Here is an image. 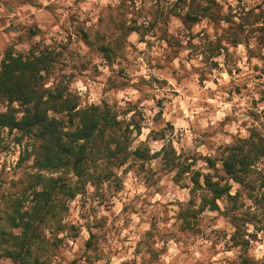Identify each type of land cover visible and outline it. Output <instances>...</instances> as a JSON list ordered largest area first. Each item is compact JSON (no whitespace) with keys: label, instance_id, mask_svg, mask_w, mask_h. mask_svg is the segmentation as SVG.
I'll list each match as a JSON object with an SVG mask.
<instances>
[{"label":"clouds","instance_id":"obj_1","mask_svg":"<svg viewBox=\"0 0 264 264\" xmlns=\"http://www.w3.org/2000/svg\"><path fill=\"white\" fill-rule=\"evenodd\" d=\"M36 2L41 5H53L52 15L58 18V22L55 28L50 29L49 35L55 37L58 42L65 41L64 33L56 36V33L60 32L59 24H64L67 28V18L72 15L76 16L77 23L85 21L86 28L91 31H96L97 28L108 31L112 39L119 38L121 32L112 29L109 17H112L116 23L122 21L125 28L132 26V20H135L133 27L140 28L143 25L147 28L156 19V27L147 35H143V29H141L139 33L132 31L123 38L120 55L126 57L131 66L129 72L131 79L123 90L107 91L101 95V89L107 86L105 83L107 78L113 75L106 65L100 68L103 75L97 77L95 82L84 74L71 79L66 78L61 84L58 72L51 78L45 77V80L41 82L42 87L49 91L59 86L65 88L63 99L57 103L67 104L80 114L89 112L93 108L102 113L104 108L101 100L103 99L113 112L126 111V115L118 114L117 120L128 123L134 118L139 125L140 134L137 135V129L134 126L131 128V135L127 138V144L123 146L124 151L113 159L114 166H108L105 156L102 155L97 157L95 164L87 169L91 175L104 171L113 174L112 180L106 182L100 190L111 197L106 203L111 206L110 212L117 217L116 226L108 233L107 242H101L99 245L100 251L97 253L99 259L93 258L91 264H122V261H127L128 264L133 262L134 264H241V259L237 257L247 261V264H264V215L252 207L250 200H243L245 207L236 213V215H242L247 210L250 215H256L260 221L259 224L253 221L239 226L238 239L248 241V245L240 244L231 251L225 252L223 251L224 243L230 244L231 241L221 240L217 244L220 251L216 255L212 254L215 249L211 245L216 242V234L212 232V228L225 229L228 236L237 231L236 228L227 224V221L217 222L212 227L206 228L202 233L204 238L193 243L180 236L176 228L172 227L171 219L166 223H162L160 219L165 215L172 217L177 211L175 204L169 205V201L179 200L186 203L189 199L188 190L181 191L171 183L172 177L179 171L178 168L161 173L160 169L163 167V158L166 154L171 153L179 157L178 163L190 165L192 172H208L210 170L205 161L199 157L212 158L218 155L217 149L231 148L238 143L248 141L250 129L258 132V136L252 137L250 144L259 145L261 140H264V101L260 99L264 96V75L252 71L253 65L264 68V47L258 46L256 39L264 35V32L253 31L264 28V15H261L264 13V0H217V3L221 4V16L229 14V5H231V11L234 13L232 20L237 24L243 23L242 18L249 20L243 33L238 37L239 46L237 47L232 46L231 33L224 31L229 29V24L223 21L219 22L215 31L207 17H202L199 23L190 28L186 27L181 19L172 14L178 12L179 16L183 17L189 11L184 5L174 8L177 0H160L159 4L157 0H128L123 7H121V0H36ZM197 3L201 7L207 6L206 0H197ZM257 4L260 5L259 8L256 7ZM157 9L162 13L158 19ZM0 10L6 17L5 27L7 23L20 22L13 20V15L19 14L17 10L13 9L12 14H9L7 7ZM249 10L252 11V16H260L258 23L251 22V17L247 15ZM37 15L39 17L40 13ZM164 17L167 19L165 20ZM98 18L103 21L101 25L96 23ZM48 23H52L51 18ZM249 32H251L250 36ZM196 33L200 35L196 36ZM19 34L18 32L10 33L2 42L3 47L12 43L15 48L13 56L19 52L26 54L27 51V45H15V35ZM141 35H143V42H139ZM162 36L179 41L182 47L169 48L164 39L160 38ZM37 40H40V36L33 37L32 42L35 43ZM218 40L227 52L221 50L219 55H210L208 51L210 43L215 46ZM189 41H191V47H184L189 44ZM45 43L51 42L45 41ZM76 51L84 55L88 49L79 45ZM173 52L178 54L173 55ZM34 55L38 56L39 53ZM213 60L219 65L218 68L211 67ZM101 62L100 59L92 60V63L98 67ZM124 63L125 60H120L119 64L114 63L112 67L117 69ZM237 68L241 69L239 74L236 72ZM69 71L70 67L64 70L63 75L67 77ZM229 72H231L230 76ZM256 75H261L259 81L254 79ZM152 77H155L156 81H167V84H157ZM244 84L247 85L246 88L241 87ZM236 87H241L240 94L237 96L233 93L229 97L228 93ZM254 99L258 101L255 108L252 107ZM43 100L48 101V96L44 95ZM157 100H163L161 107H157ZM113 104L115 108H112ZM131 105L135 107L128 111ZM0 111L5 109L0 108ZM250 112L256 113V117H251L248 114ZM157 113L162 114L156 118ZM48 115L52 116L53 113L50 111ZM62 117L63 113L57 118ZM225 117H228L227 121ZM222 121H224L223 124H221ZM241 124L244 127H241ZM71 130L75 131L74 128ZM250 144L244 146L242 155H250L248 152ZM137 149H146L149 160L145 167L156 173L153 179L160 177L157 183L147 190L143 187L141 179L143 174L137 173L135 165L129 168V165L133 164L131 154ZM108 150L116 152L117 145H108L106 151ZM153 154H158L155 159H152ZM188 157L191 159H187ZM16 159V156H0V162L7 160L10 165ZM193 159H195L194 164ZM121 161L123 163H120ZM219 167L220 165L217 164V168ZM251 167L257 172H264V156H260ZM190 175L191 173H186L182 183H189ZM117 178L122 182V188L120 192L112 196L108 185ZM76 180L77 178L73 176V184ZM189 187H191L190 184ZM239 187V184H234L232 194H235ZM157 189H160L159 193ZM95 191V186L89 181L85 185L86 195L77 193L74 200L68 201L70 214L63 216L59 221L63 225L77 224L80 229L77 239L69 238L67 230L58 233H54L53 228L43 230L44 243L40 245V258L44 264H71L73 260H76L77 264H84L81 258L82 245L88 237L84 227L86 223L91 224L93 221V217L87 215V210L99 204V200L92 199ZM261 192H264V189H261ZM82 199L87 201L83 209L80 208ZM122 206H127L128 211L121 213ZM223 207L222 205L221 211ZM166 209L170 210L165 212ZM81 212L86 214L85 221L79 219L78 213ZM100 215H107L103 206L97 208L95 218L98 219ZM208 215L216 216L217 214L213 212ZM153 216L156 218L155 227L150 228ZM125 221L127 226L121 227ZM146 232L151 233L150 239L145 236ZM249 234H252L255 239H250ZM56 237L63 239L67 248L61 246L59 250L53 249L51 242ZM140 241L144 243L140 245L139 254L133 255L137 242Z\"/></svg>","mask_w":264,"mask_h":264},{"label":"trees","instance_id":"obj_2","mask_svg":"<svg viewBox=\"0 0 264 264\" xmlns=\"http://www.w3.org/2000/svg\"><path fill=\"white\" fill-rule=\"evenodd\" d=\"M206 3V7H201L197 0H189L186 4L182 3L189 9L183 17L178 12L172 14L190 23L201 17L229 20V17H221L216 0H206ZM247 15L251 17L252 23L259 22V15L252 16V11ZM242 19L243 23H236L225 30L231 33L232 44L239 43L238 37L249 23V20ZM131 25L125 28L121 21L118 29L124 34L140 32V28L133 27L135 21ZM153 25L151 23V27ZM253 31L264 32V28ZM31 34L35 35V32L32 31ZM82 34L88 43L87 33L82 31ZM257 41L264 47V35L258 36ZM119 49L118 45L117 50ZM98 50L108 59L115 52L113 44H99ZM13 52L12 49H7L0 61V101L5 109L0 111V133L6 129L10 133L16 132L17 142L26 139L27 146L21 160H31V164L23 177L13 181V191L3 190L0 194V259L10 260L14 264H44L40 258V245L44 243L43 230L52 225L58 231L62 229L59 221L67 211L68 201L73 200L77 193H83L89 181L98 187L112 180L111 172L91 175L87 169L102 155L105 156L108 166H114L113 159L124 151L123 146L127 144L131 128L134 126L139 133V127L132 126V122L123 123L117 120V112H113L106 103H101L104 108L102 113L93 108L83 114L67 104L57 103L63 99L66 89L59 86L49 91L41 83L45 77L50 78L55 73L58 63L59 53L50 46H33L26 54L19 52L15 56ZM37 52L39 55H34ZM60 80L62 84L63 80ZM44 95L48 96V101L43 100ZM50 111L52 116L48 115ZM61 113L63 117L57 118ZM73 128L75 131L71 130ZM255 136L258 133L252 132L248 141L231 148L226 147L219 157L210 161V171L196 172L193 177L192 196L178 213L183 229L192 228L199 214L205 210L220 211L231 226L237 229L231 235L233 243L236 246L248 245V241L238 239L239 226L255 221L256 215H250L247 210L242 215L236 213L245 207L242 202L244 196L247 199L255 198L253 192L256 181L252 178L254 168L251 165L260 156H264V140L259 145L250 144ZM110 144L117 145L116 152L106 151ZM249 144L250 155H242L244 146ZM4 146L0 135V149ZM131 156L132 159L140 160L149 158L145 149H137ZM176 160L177 157L171 153L163 158V162L171 170L179 165ZM216 160L220 163L219 168ZM189 170V166L180 167L179 172L185 173ZM73 176L77 178L75 184L72 182ZM233 184L240 185L235 194H232ZM263 185L264 177L260 182V186ZM198 190H202V193L198 194ZM221 200L224 201L223 211L219 206ZM86 246H90L89 239ZM51 247H57L54 239ZM241 264H247V261L241 259Z\"/></svg>","mask_w":264,"mask_h":264},{"label":"rangeland","instance_id":"obj_3","mask_svg":"<svg viewBox=\"0 0 264 264\" xmlns=\"http://www.w3.org/2000/svg\"><path fill=\"white\" fill-rule=\"evenodd\" d=\"M185 2L177 0V3L173 6L175 8L181 7V5L186 4L189 2V0H184ZM217 1V0H216ZM128 2V0H121V7L124 6V3ZM160 0H157V4H159ZM183 3V4H182ZM4 7L8 8L9 14H12L13 9L17 10L19 12L18 15H13V20L20 21L19 23L13 24V23H7V26L5 27L6 23V17L2 10H0V61L2 60V57L4 55V52L7 49H12L15 51V48L13 47L12 43H9L7 47L2 46V42L5 36H8L10 33H20L19 35H15V45H27V50H29L33 46H43L48 45L50 48H52L54 51L58 52V63L56 65L55 73L50 75V78L55 75L57 72L60 73L59 78L63 81L67 79H71L74 76H80L87 74L88 78L95 82V79L103 73L100 71L101 67H104L105 65L108 67L109 72L113 73V75L109 76L106 80V87L104 89H101V95H103L107 91H120L123 90L125 87H127L128 81L131 79L129 72L131 71L130 62L126 60V57H122L120 55L122 46H123V38L127 34H124L121 32V30L118 29V23H116L112 17H109V24L112 25V29L119 30L121 32V36L117 39H112V37L109 35L108 31H101L99 28H97L96 31H91L90 29L86 28V22L81 21L80 23L76 22V16L72 15L67 18V24L68 27L66 28L64 24H59L60 32L56 33V36H59L61 33L65 34V41L64 42H58L56 41L55 37L49 35V31L52 28H55L57 26L58 18L52 15L53 11V5L52 4H44L41 5L36 2V0H0V9H3ZM110 7V6H109ZM257 8L260 7L259 4L256 5ZM31 9L32 11L29 12L28 10ZM218 11L221 12V4L218 3ZM243 11V9H241ZM251 11V10H249ZM38 13H40L38 17ZM47 14V15H45ZM137 15H140V12H137ZM162 15V13L159 12V9H157V19ZM234 13L231 11V5H229V14L227 16H221V17H229V20L226 18H219L217 20L208 18L213 25V29H215L219 26V22L223 21L224 23L229 24V27L236 24L234 20H232V16ZM22 17L24 19H22ZM179 18L178 16H176ZM49 18H51L52 23L49 24ZM202 18V17H201ZM200 18V19H201ZM166 20L167 17H164ZM181 19V18H179ZM200 19L194 23L184 22L182 19V23L185 24L186 27H192L195 24L200 22ZM135 20H132L133 22ZM234 21V22H233ZM97 25H101L103 23L102 19L98 18L96 21ZM154 24L151 27V23L147 26V28H144L143 25L140 26V30L143 29V35H147L148 32L152 31L156 27V19L152 21ZM69 29H72L69 31ZM35 32V35H32L31 32ZM82 31L87 33L89 42L87 43L84 38ZM225 31V30H224ZM123 33V34H122ZM143 35L140 37L139 42H143ZM191 36V33H189ZM199 33H196V36H199ZM251 35V32H249V36ZM40 36V40H37L35 43H33V37ZM161 39H164L165 43L168 44L169 48H180L182 47L179 44V41L177 40H169L166 36L160 37ZM247 39V38H245ZM257 39V38H256ZM45 41H50L51 43H45ZM99 44H113L115 52L112 53V56L110 58H105L103 53H101L98 50ZM258 46H262L257 41ZM79 45H83L86 49H88L87 53L84 55H81L80 52L76 51V48L79 47ZM120 47L119 50H117V47ZM233 47L239 46L238 44H232ZM133 50H135L134 46ZM184 47H191V41H189V44ZM263 47V46H262ZM221 50L223 52H227L226 48H223V45L220 44L219 40L216 42L215 46H212L211 43L209 45L208 51L210 55H219ZM178 53L173 52V55H176ZM191 55V54H190ZM93 59H100L102 62L100 66L98 67L96 64L92 63ZM167 59V58H166ZM120 60H125L124 65L118 67L117 69H113L112 65L119 64ZM67 61V62H66ZM247 62V61H246ZM70 67V71L68 72L67 77L63 75L64 70L68 69ZM155 67V66H154ZM212 68H218L219 65L215 62V60L211 63ZM90 69V70H89ZM241 69L237 68L236 72L239 74ZM253 72H259L261 75H264V68H257L255 65L252 67ZM228 75H231V72L228 73ZM261 75H256L254 77L255 80L259 81L261 79ZM141 82H143V78L141 77ZM152 80L159 83L167 84V81H156L155 77H152ZM146 83V82H144ZM213 83H216V81H213ZM135 87V86H133ZM241 87L246 88L247 85L244 84ZM241 87L234 88L231 92L228 93L229 97L233 95H239L241 91ZM175 95H178V93H175ZM262 101H264V96H261L260 98ZM101 103H106L105 100H101ZM131 104V102H129ZM258 101L253 100L252 101V107L255 108ZM157 107H161L163 104V100H157L156 101ZM135 105H131V107L128 109L130 111L132 108H134ZM0 108H4L2 102L0 101ZM112 108H115V104L112 105ZM117 114H123L126 115V111L124 113H117ZM162 113H157L158 118ZM251 117L255 118L256 113L250 112L248 113ZM154 118V119H156ZM141 119H143L141 117ZM228 120V117H225V121ZM129 122H132L133 125L136 124L135 119H130ZM224 121L221 122L223 124ZM131 126V127H132ZM168 127H171V125H168ZM241 127H244L243 124H241ZM250 134L252 132L258 133L256 130L250 129ZM140 133H137L139 135ZM2 137V143H4V147L0 149V156L4 157H10V156H16L17 159L13 164H9L7 160H4L0 162V194L4 191H13L12 185L13 181H17L19 178L23 177L24 173L29 170L31 160L23 161L21 160V157L24 154V149L27 146V140L24 139L21 142H17L16 140V132H8V130H3L0 133ZM226 147L223 148V150L217 149L218 155L209 158V157H199L200 159H203L206 163L207 168L209 169L210 161L214 160V158L219 157L220 153L225 150ZM146 150V149H145ZM154 155V154H153ZM156 157V156H155ZM155 157H152V159H155ZM187 159H191V157H188ZM149 158L147 159H133V164L129 165V168H132L134 165L136 166V170L138 174H143L141 176V179L143 181V187L147 190L150 187H153L158 179L160 177H157L156 179H153V177L156 176L155 172H152L150 169H147L145 165L148 163ZM177 162L179 161V157H177ZM192 163H195V159L192 160ZM217 164L220 165L219 161L216 160V166ZM189 166V171L185 173H180V167H186ZM178 168L179 171L176 172L175 176L172 177L171 183L176 185L179 190H188V196L189 199L192 196V192L194 191V183H193V177L196 175V172L198 173H206L201 171H191V166L188 164H180L175 167V169ZM127 171V169L125 170ZM161 173H167L168 171H172L170 169V166L166 165L163 162V167L160 169ZM191 173V175L188 177L189 183H182V181L185 179V174ZM264 177V172H257L255 169L252 173V178L256 181L255 184V190L253 192L254 199H247L244 196V200H250L252 201V207H255L257 209V212H259L261 215H264V192H261V189H264V185L260 186V182ZM201 179V178H200ZM108 182V181H107ZM106 184V182L102 183L98 187L95 186L96 191L93 193L92 199L93 200H99V204L96 205V207H89L87 210V215H90L93 217V221L91 224H85L84 230L88 233V237L86 240L83 241V253L81 258L84 260V264H91V261L93 258L96 260L99 259V256L97 253L100 251L99 245L101 242H107L108 233L112 231L113 228L116 226V219L111 212L110 207L106 201L109 200L111 197L107 196L104 191H101L100 189ZM189 184L191 187H189ZM234 185V184H233ZM122 188V182L117 178L110 185H108V189L111 192L112 196H115L116 193L120 192ZM157 193H159L160 189L156 190ZM198 194L202 193V190L197 191ZM83 194L86 195V192L84 190ZM75 199V198H74ZM73 199V200H74ZM135 199V197H134ZM188 199V200H189ZM187 200V202H188ZM186 203H182L179 200L176 201H169V205L175 204V208L177 211H175L174 215L172 217H168L167 215L162 216L161 222L166 223L169 219L173 221L172 227L176 228L177 232L180 234V236L187 240H191L193 243L198 239H203L202 233L206 228L212 227L217 222H224L227 221V224H230L229 221L221 214L220 211H208L205 210L199 216L197 217V220L193 223V227L189 229H183L180 224L179 219V210L186 206ZM87 201L81 200L80 208L83 209L85 207V204ZM159 203V201H157ZM224 206V201L221 200L219 202V206ZM103 206V210L107 215H100L98 219L95 218L97 208ZM114 206V205H113ZM170 209H166L165 212H167ZM128 207L122 206L121 207V213L127 212ZM215 212L216 216H209V213ZM69 205L67 203V211L63 214L69 215ZM79 219L81 221L86 220V214L81 212L78 213ZM62 216V218H63ZM153 223L150 225L151 227H155V216L152 217ZM255 222L257 224L260 223V221L257 219V216L255 218ZM61 230H57L56 226H50V228H53L54 233L63 232L67 230L69 234V238L75 240L79 237L80 229L77 224L70 223L63 225ZM231 225V224H230ZM127 221L124 222L121 227H126ZM212 232L216 234V242H214L211 247L215 249L213 251V255H216L220 249L217 247V244L221 240H229L231 243H224L223 245V251H231L232 248L237 247L233 241L231 240V236H228L225 229H215L212 228ZM145 236L151 238V233L146 232ZM250 239H255L252 234H249ZM90 240V246H86V241ZM56 249L59 250L61 246L67 248V245H64L63 239L60 237H56ZM144 243L143 241L137 242L136 249L133 252V255L139 254L140 251V245ZM147 247V246H146ZM150 251V249H149ZM237 259H242L241 257H237ZM0 264H14L10 260H2L0 259ZM71 264H77L76 260L71 261ZM122 264H128L127 261H122ZM134 264V262H133Z\"/></svg>","mask_w":264,"mask_h":264}]
</instances>
